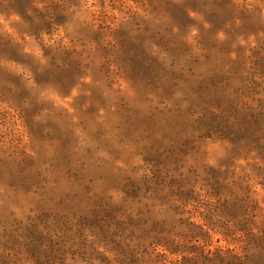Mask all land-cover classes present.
<instances>
[{
	"label": "rangeland",
	"instance_id": "obj_1",
	"mask_svg": "<svg viewBox=\"0 0 264 264\" xmlns=\"http://www.w3.org/2000/svg\"><path fill=\"white\" fill-rule=\"evenodd\" d=\"M262 12L0 0V264H264Z\"/></svg>",
	"mask_w": 264,
	"mask_h": 264
},
{
	"label": "clouds",
	"instance_id": "obj_2",
	"mask_svg": "<svg viewBox=\"0 0 264 264\" xmlns=\"http://www.w3.org/2000/svg\"><path fill=\"white\" fill-rule=\"evenodd\" d=\"M257 5L259 6L260 10H264V0H247V6L249 8L256 7ZM85 7H88V5H85ZM262 14H264V12H262ZM69 33H70V38H72L73 42L75 43V38L71 37V29H69ZM60 35H63V32H61ZM64 44L68 45L67 39L64 41ZM207 156H208L207 153L197 150L196 154L193 156L192 167L195 168L198 164L210 163L211 161L207 158ZM122 159H124L123 164L118 165L113 161L110 163V167H112L114 171L125 170L127 165L131 163V157L130 156L124 157Z\"/></svg>",
	"mask_w": 264,
	"mask_h": 264
}]
</instances>
